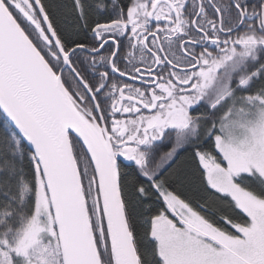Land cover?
<instances>
[{
    "label": "snow or ice",
    "instance_id": "1",
    "mask_svg": "<svg viewBox=\"0 0 264 264\" xmlns=\"http://www.w3.org/2000/svg\"><path fill=\"white\" fill-rule=\"evenodd\" d=\"M0 264H264V0H0Z\"/></svg>",
    "mask_w": 264,
    "mask_h": 264
},
{
    "label": "trees",
    "instance_id": "2",
    "mask_svg": "<svg viewBox=\"0 0 264 264\" xmlns=\"http://www.w3.org/2000/svg\"><path fill=\"white\" fill-rule=\"evenodd\" d=\"M187 156H188L187 153H182L181 156H180V158H179L180 161H181V163H182V166L184 168H187L189 166V164H190V162L187 159Z\"/></svg>",
    "mask_w": 264,
    "mask_h": 264
}]
</instances>
